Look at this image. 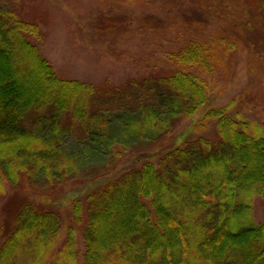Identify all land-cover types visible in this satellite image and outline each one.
Returning <instances> with one entry per match:
<instances>
[{
    "label": "trees",
    "instance_id": "1",
    "mask_svg": "<svg viewBox=\"0 0 264 264\" xmlns=\"http://www.w3.org/2000/svg\"><path fill=\"white\" fill-rule=\"evenodd\" d=\"M118 1L125 13L102 30L136 31L153 42L162 68L115 107L105 100L110 91L57 75L40 54L39 25L0 6V197L27 168L53 177L69 169L64 134L81 140L80 159L106 160L118 143L156 146L178 118L210 103L208 77L222 64L233 73L241 47L264 58V0L252 8L249 0ZM250 68L251 91L263 96L264 63ZM233 105L206 111L156 161L69 194L65 206L10 195L0 264L26 256V264H264V221L252 218V199L264 200V131ZM206 124L214 134H194Z\"/></svg>",
    "mask_w": 264,
    "mask_h": 264
},
{
    "label": "rangeland",
    "instance_id": "2",
    "mask_svg": "<svg viewBox=\"0 0 264 264\" xmlns=\"http://www.w3.org/2000/svg\"><path fill=\"white\" fill-rule=\"evenodd\" d=\"M255 1L257 0L246 1V6L252 8ZM117 3L115 0L114 3L112 0H0V6L6 5L17 11L25 20L39 25L44 35L38 42L40 54L53 65L57 75L95 85L101 88L104 96L110 91L105 100L114 107L125 98V94H137V83L143 77L158 75L162 68V62L156 59L160 58L161 54L154 50L153 42L141 43L136 31L127 34L118 27H113L111 33L102 30L107 19L115 18L120 21L125 13L122 2ZM239 3L245 5L242 0H239ZM261 4L263 5V2ZM123 5L128 6L125 2ZM260 19L264 23V17ZM262 33L256 31V36L262 38ZM242 42L246 43L245 34ZM168 46L164 47L167 49ZM236 57L238 63L233 73L227 74L228 68L222 64L211 77L207 76L210 103L198 110L192 118H178L174 129L156 143V146L145 141L129 146L118 143L113 148V154H109L106 160L99 159V156L93 153L82 155L80 159L74 155L82 146H76L77 140L80 139L77 136L73 139L76 134H68L70 137L64 141V134L61 137L64 142L62 148L68 156L70 168H62L60 174L54 177L35 173L27 168L14 185L4 182L5 192L0 197V224L6 216L4 202L10 195L18 193L34 203L46 197L52 200L53 207L57 204L65 206L69 194L80 195L90 184L104 178H117L126 171L138 170L143 161H156L157 153L170 148L176 137H188L186 131L192 123L202 121L206 111L213 107L233 102V107H239L245 120L258 122L264 131V95L258 93V88L254 87L251 91L250 87V67L264 63V58L247 55V46L241 47ZM260 84H263V80ZM111 108L112 106L109 109ZM130 110L135 112L137 107ZM193 132L209 136L214 134V128L206 124L203 129ZM252 218L259 224L264 221V200L256 196L252 199ZM60 237L62 238V234ZM78 244H81L80 235ZM27 259L28 256L23 257L20 263L26 264Z\"/></svg>",
    "mask_w": 264,
    "mask_h": 264
}]
</instances>
